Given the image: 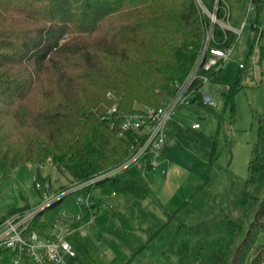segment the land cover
Segmentation results:
<instances>
[{"label": "trees", "instance_id": "1", "mask_svg": "<svg viewBox=\"0 0 264 264\" xmlns=\"http://www.w3.org/2000/svg\"><path fill=\"white\" fill-rule=\"evenodd\" d=\"M201 1L213 9L215 0ZM224 2H218V17ZM253 3L251 49L256 47L261 63L264 0ZM208 22L195 0H0V175L20 164H30L33 171L50 159L83 182L122 162L133 140L132 133L118 135L122 115L138 105L158 107L173 94V82L182 80L197 59ZM213 36L209 46L225 47L234 40L218 26ZM242 77L241 71L222 93L231 112ZM261 85L247 176L232 192L230 207L237 215L216 205L208 167L207 209L194 220L181 210L167 215L176 222L167 251L176 264H264V76ZM193 104L213 113L220 126L212 107L198 96ZM94 186L104 194L137 199L150 190L142 166H130L89 188ZM24 208L0 214V224Z\"/></svg>", "mask_w": 264, "mask_h": 264}, {"label": "rangeland", "instance_id": "2", "mask_svg": "<svg viewBox=\"0 0 264 264\" xmlns=\"http://www.w3.org/2000/svg\"><path fill=\"white\" fill-rule=\"evenodd\" d=\"M225 1L230 12L229 23L239 27L246 19V25L208 84V92L215 102L212 109L220 116V126L213 113L200 108H180L176 115L181 126L168 135L158 158L159 165L143 172L150 186L145 198L123 193L104 194L98 187H87L64 193L58 203L46 207L37 216L50 223L62 216L65 219L70 215L79 216L71 219L72 231L66 236L79 264H176L175 257L167 253L176 222L167 215L181 210L186 219L194 220L199 211L207 209L210 188L204 182L208 167H211L209 180L216 205L231 209L232 192L247 176L250 148L256 139L255 114L262 107L264 60L259 63L256 47L251 49L254 31L250 22L254 11L246 15L247 0ZM240 63L244 64L243 69ZM241 71L242 86L232 98L231 112L222 93ZM194 122L199 127H191ZM161 169L166 172L161 173ZM31 172L27 164H20L9 169L5 177L0 175V214L12 208L34 207L42 200L41 194L48 192L45 184L35 187ZM71 180L68 174H59L51 190L55 192ZM87 193L93 211L77 199ZM231 210L236 216V210ZM80 226L85 234L79 231ZM0 264L14 263L4 256Z\"/></svg>", "mask_w": 264, "mask_h": 264}, {"label": "built area", "instance_id": "3", "mask_svg": "<svg viewBox=\"0 0 264 264\" xmlns=\"http://www.w3.org/2000/svg\"><path fill=\"white\" fill-rule=\"evenodd\" d=\"M218 2L219 0H215L213 9L209 10L201 0H195L201 12L208 17L209 22L205 28L202 47L197 59L182 80L173 82V94L168 96L158 107L138 105L133 111L122 115L118 135L125 137L126 133L133 134V140L128 147L129 155L122 162L86 181L77 182L72 179L64 189L55 192L51 190V184L58 179L59 174H67L65 169L50 159L38 164L33 169L35 187L40 188L45 184L48 186V192L41 194L43 198L36 206L14 212L2 221L0 224V259L3 255H9L14 264L21 261L26 264H79L76 252L66 240V236L72 231L70 225L59 226V223L62 222V216L54 221L50 227L38 228L35 225V219L42 210L64 196V193L89 188L97 181L114 176L130 166H142L143 172L155 169L159 165L160 152L172 131L176 111L180 108L190 107L197 109L193 104L197 96L203 104L210 107L215 106V102L207 89L212 78L208 73L217 72L221 68L223 60L230 55L237 37L246 25V19L241 21L239 27L229 23L230 12L226 1L222 6L223 14L218 17L216 15ZM253 11V0H247L246 15ZM214 26H218L224 34L228 32L234 34V40L230 45L225 47L209 46L211 42L215 41ZM242 65L240 63L239 67L241 68ZM115 107L116 105L113 104L107 110L108 116L114 112ZM108 124L110 127L114 125L111 119H108ZM175 126L180 127V121H177ZM191 127H199L198 122L191 124ZM27 166L31 167L30 164ZM165 172L164 169H161V173ZM89 196L87 193L86 196H78L77 199L84 201L86 206L92 210ZM62 214L64 215V213ZM74 218L78 219L79 216L75 215ZM78 228L82 234H85L82 226Z\"/></svg>", "mask_w": 264, "mask_h": 264}, {"label": "crops", "instance_id": "4", "mask_svg": "<svg viewBox=\"0 0 264 264\" xmlns=\"http://www.w3.org/2000/svg\"><path fill=\"white\" fill-rule=\"evenodd\" d=\"M195 110V109H194ZM177 121H180L179 120V118L177 117V115L175 114V116H174V122L172 123V130L173 129H177V127L175 126L176 125V122ZM175 126V127H174ZM150 171V170H149ZM74 216L75 215H70V217H69V219H65L64 218V216H63V218H62V222H60L59 223V225L60 226H63L64 224H68V225H70L71 226V222H72V220H74V219H76V218H74ZM72 219V220H71ZM56 221V220H55ZM54 222V221H53ZM53 222H46V221H44V220H39V218H37L36 220H35V225L38 227V228H48V227H50L51 226V224L53 223ZM4 256H7V257H9L10 258V256L9 255H3V257Z\"/></svg>", "mask_w": 264, "mask_h": 264}]
</instances>
